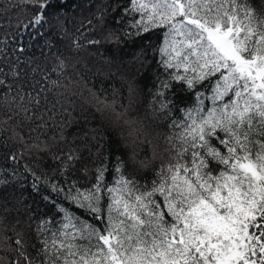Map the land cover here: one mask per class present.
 Masks as SVG:
<instances>
[{
	"label": "trees",
	"instance_id": "trees-1",
	"mask_svg": "<svg viewBox=\"0 0 264 264\" xmlns=\"http://www.w3.org/2000/svg\"><path fill=\"white\" fill-rule=\"evenodd\" d=\"M179 1L0 0V264H107L106 233L168 264L210 198L249 194L231 162L264 167V103L172 28L233 19L264 59V0Z\"/></svg>",
	"mask_w": 264,
	"mask_h": 264
},
{
	"label": "rangeland",
	"instance_id": "rangeland-1",
	"mask_svg": "<svg viewBox=\"0 0 264 264\" xmlns=\"http://www.w3.org/2000/svg\"><path fill=\"white\" fill-rule=\"evenodd\" d=\"M169 1L173 10L183 13L179 0ZM172 29L186 46L191 48L192 45V52L201 45L200 51L207 57L209 53L223 67L233 70L244 88L264 103V59L248 57L237 40L239 28L233 19L222 27L220 24L206 26L197 19L184 17L183 22ZM231 168L235 174L251 180L249 194L235 197V188L229 207L216 204L220 201L218 196L209 197L208 208L199 212V222H184L177 229L179 251L172 255L160 253L159 257L168 264H264V224H255L254 233L247 230L249 222L264 215L259 212L264 207V167L248 154L241 153L233 158ZM101 240L109 249L107 264H121L113 236L106 233Z\"/></svg>",
	"mask_w": 264,
	"mask_h": 264
}]
</instances>
